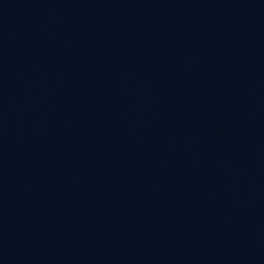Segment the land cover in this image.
<instances>
[{
	"label": "water",
	"instance_id": "1",
	"mask_svg": "<svg viewBox=\"0 0 264 264\" xmlns=\"http://www.w3.org/2000/svg\"><path fill=\"white\" fill-rule=\"evenodd\" d=\"M0 264H264V0H0Z\"/></svg>",
	"mask_w": 264,
	"mask_h": 264
}]
</instances>
